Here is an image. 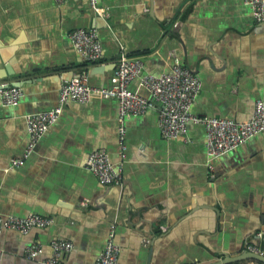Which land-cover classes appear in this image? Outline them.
<instances>
[{
    "label": "crops",
    "instance_id": "1",
    "mask_svg": "<svg viewBox=\"0 0 264 264\" xmlns=\"http://www.w3.org/2000/svg\"><path fill=\"white\" fill-rule=\"evenodd\" d=\"M97 3L103 16L87 0H0V87L23 93L17 106L0 102V214L53 220L26 235L3 231L0 264H42L54 239L72 245L62 264H93L112 225L117 264H211L249 246L264 255V133L210 162L202 127L188 125L185 139L166 140L155 108L121 125L117 100L92 93L88 103L67 102L25 164L10 169L28 142L26 116L53 109L68 76L86 71L92 88L111 87L121 50L153 75L171 70L174 53L201 80L191 108L197 116L244 123L264 101V22L253 20L243 0ZM78 29L97 30L99 64L74 50L69 34ZM129 89L150 99L137 78ZM98 150L122 163L121 188L101 185L88 171ZM33 244L41 252L28 259Z\"/></svg>",
    "mask_w": 264,
    "mask_h": 264
},
{
    "label": "built area",
    "instance_id": "2",
    "mask_svg": "<svg viewBox=\"0 0 264 264\" xmlns=\"http://www.w3.org/2000/svg\"><path fill=\"white\" fill-rule=\"evenodd\" d=\"M60 4L65 0H54ZM92 12L103 16L104 10L98 6L97 0H87ZM250 7L252 18L257 23L264 22V0H243ZM74 50L86 64H99L101 43L96 29H78L69 34ZM174 63L169 72L153 75L144 73L142 60L130 58L122 50L115 62L114 83L109 88H92L86 71L65 82L59 91L57 105L46 112L32 113L26 116L25 124L28 134L27 145L20 155L10 159V169L22 167L34 152L39 139L55 124L62 113L64 105L69 102L88 103L92 93H98L104 99H115L118 102V121L122 125L128 116L137 117L155 108L158 116V128L163 139H185L188 125L200 126L205 135V154L210 162L232 152L254 136L264 133V101L257 100L250 119L238 123L231 119H219L197 116L191 108L201 92V80L171 53ZM139 79L150 99L130 91L129 85ZM23 97L21 89L13 85L0 87V102L5 107L17 106ZM119 157L126 158L125 131L118 134ZM86 167L101 185L121 188L124 183L122 163L114 165L105 150L90 154ZM53 223L52 218L31 214L25 217L3 216L0 214V234L13 231L26 235L32 229H43ZM261 234H258L260 237ZM51 255L42 264H62L65 253L72 248L70 242L54 239L50 241ZM252 253L261 254L259 249L249 246ZM1 252V249H0ZM41 252L37 244L25 248V256L35 259ZM120 249L115 243V226L108 232L106 244L93 264H117Z\"/></svg>",
    "mask_w": 264,
    "mask_h": 264
},
{
    "label": "water",
    "instance_id": "3",
    "mask_svg": "<svg viewBox=\"0 0 264 264\" xmlns=\"http://www.w3.org/2000/svg\"><path fill=\"white\" fill-rule=\"evenodd\" d=\"M71 75L73 77L75 76L73 74H71ZM64 80H66L65 82H69L71 80V78H69V76H68L67 79L63 78L62 81H64ZM13 86H15V85H13ZM249 259L264 263V255L252 253V252L246 250V251L242 252L241 254H238L236 256H226V257L222 258L221 260H218V261L213 262L211 264H232V263H235L238 261L249 260Z\"/></svg>",
    "mask_w": 264,
    "mask_h": 264
}]
</instances>
